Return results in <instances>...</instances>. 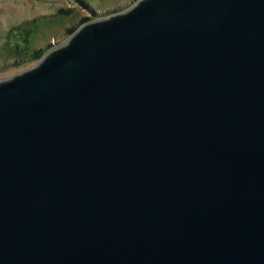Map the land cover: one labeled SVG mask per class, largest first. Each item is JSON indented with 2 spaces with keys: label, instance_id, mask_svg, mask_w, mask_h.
Returning a JSON list of instances; mask_svg holds the SVG:
<instances>
[{
  "label": "water",
  "instance_id": "1",
  "mask_svg": "<svg viewBox=\"0 0 264 264\" xmlns=\"http://www.w3.org/2000/svg\"><path fill=\"white\" fill-rule=\"evenodd\" d=\"M0 264H264V0H137L0 81Z\"/></svg>",
  "mask_w": 264,
  "mask_h": 264
},
{
  "label": "rangeland",
  "instance_id": "2",
  "mask_svg": "<svg viewBox=\"0 0 264 264\" xmlns=\"http://www.w3.org/2000/svg\"><path fill=\"white\" fill-rule=\"evenodd\" d=\"M0 0V81L36 65L63 45L83 18L99 19L137 0ZM73 30L71 34L67 31Z\"/></svg>",
  "mask_w": 264,
  "mask_h": 264
},
{
  "label": "trees",
  "instance_id": "3",
  "mask_svg": "<svg viewBox=\"0 0 264 264\" xmlns=\"http://www.w3.org/2000/svg\"><path fill=\"white\" fill-rule=\"evenodd\" d=\"M70 1H72V2H75L76 4H78L80 7H83V8H87V6L85 5V2L84 1H82V0H70ZM90 20V18H83V19H81V22L79 23V26L82 24V23H84V22H86V21H89ZM73 32V30H68L67 31V34L69 35V34H71Z\"/></svg>",
  "mask_w": 264,
  "mask_h": 264
}]
</instances>
